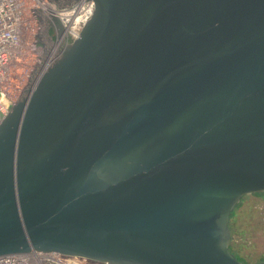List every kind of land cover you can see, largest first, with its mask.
<instances>
[{
    "label": "water",
    "instance_id": "water-1",
    "mask_svg": "<svg viewBox=\"0 0 264 264\" xmlns=\"http://www.w3.org/2000/svg\"><path fill=\"white\" fill-rule=\"evenodd\" d=\"M91 1L71 42L37 12L50 61L0 122V255L246 264L231 221L264 194V0Z\"/></svg>",
    "mask_w": 264,
    "mask_h": 264
},
{
    "label": "built area",
    "instance_id": "built-area-1",
    "mask_svg": "<svg viewBox=\"0 0 264 264\" xmlns=\"http://www.w3.org/2000/svg\"><path fill=\"white\" fill-rule=\"evenodd\" d=\"M80 1L59 7L50 0H0V122L27 85L32 67L36 64H40V67L45 64L46 67L50 61V58L45 57L43 61L39 59V56L43 55V45L40 41L41 18L37 12L46 18V23H52L51 16L60 20L65 11L64 17L67 19L60 20L62 33L59 35L55 29L52 35L56 36L57 44L71 42L79 36L81 29L79 32L78 29L83 21L77 27H72L70 24L67 28L70 21L67 11L73 8L74 15ZM90 1L86 0L85 3ZM76 15L85 16L81 12ZM91 15L84 19V23ZM78 258L83 264H109L80 256L37 250L0 255V264H76L77 262L82 264Z\"/></svg>",
    "mask_w": 264,
    "mask_h": 264
},
{
    "label": "rangeland",
    "instance_id": "rangeland-1",
    "mask_svg": "<svg viewBox=\"0 0 264 264\" xmlns=\"http://www.w3.org/2000/svg\"><path fill=\"white\" fill-rule=\"evenodd\" d=\"M231 229L230 249L239 261L254 264L264 259V194L242 199L232 218Z\"/></svg>",
    "mask_w": 264,
    "mask_h": 264
},
{
    "label": "bare ground",
    "instance_id": "bare-ground-1",
    "mask_svg": "<svg viewBox=\"0 0 264 264\" xmlns=\"http://www.w3.org/2000/svg\"><path fill=\"white\" fill-rule=\"evenodd\" d=\"M85 1H86V0H81V1L79 2L77 12H76L74 15L72 14V13L74 12V9H73V8L70 9L69 11H67V12H68V13H67L68 18L70 19L67 28L69 27L70 24H72V27H77L78 24H80V23L83 21V22L81 23L79 29H78V32H79V30L82 29L81 27H83L82 25H83V23H84V19H85L86 17H89V16L93 13V6H94L93 1H90V2H88V3H85ZM49 11H50V10H49ZM64 12H65V11H63V13H62V17H61L60 20H65V19H67V17H64V16H65V13H64ZM79 12H81L82 14H85V16H83V17H79V15H76V14L79 13ZM49 14H51V13L49 12ZM75 15H76V16H75ZM57 18H58V17H57ZM58 20H59V19H58ZM60 20H59V22H60V24H61V21H60ZM65 30H66V29H65ZM65 30H64V31H65ZM80 31H81V30H80ZM78 34H79V33H78ZM39 59H41V60L43 61L45 58H44L43 55H41V56H39ZM37 67H40V64H36L35 66L32 67V72H31V74L34 73V72L36 71V68H37ZM44 69H45V64L41 65V67H40V71H43ZM40 71L37 72V73H38L37 78L40 77V75L42 74V73H40ZM80 258H81V257H80ZM84 259H85V258H84ZM78 260H80V259L78 258ZM80 261H81V260H80ZM81 263L83 264V261H81ZM87 263H88V262H87ZM76 264H80V263L77 262ZM88 264H90V263H88ZM109 264H110V263H109Z\"/></svg>",
    "mask_w": 264,
    "mask_h": 264
},
{
    "label": "trees",
    "instance_id": "trees-1",
    "mask_svg": "<svg viewBox=\"0 0 264 264\" xmlns=\"http://www.w3.org/2000/svg\"><path fill=\"white\" fill-rule=\"evenodd\" d=\"M235 212L232 213V215L234 216Z\"/></svg>",
    "mask_w": 264,
    "mask_h": 264
}]
</instances>
